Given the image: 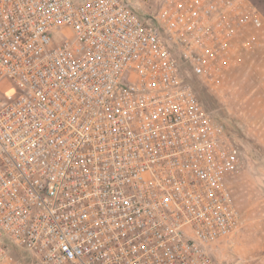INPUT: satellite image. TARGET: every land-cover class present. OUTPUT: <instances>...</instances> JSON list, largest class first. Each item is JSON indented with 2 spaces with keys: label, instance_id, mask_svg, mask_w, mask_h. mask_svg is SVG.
<instances>
[{
  "label": "built area",
  "instance_id": "obj_1",
  "mask_svg": "<svg viewBox=\"0 0 264 264\" xmlns=\"http://www.w3.org/2000/svg\"><path fill=\"white\" fill-rule=\"evenodd\" d=\"M263 28L251 0H0V264H218L248 159L191 81Z\"/></svg>",
  "mask_w": 264,
  "mask_h": 264
},
{
  "label": "rangeland",
  "instance_id": "obj_2",
  "mask_svg": "<svg viewBox=\"0 0 264 264\" xmlns=\"http://www.w3.org/2000/svg\"><path fill=\"white\" fill-rule=\"evenodd\" d=\"M251 1L264 14V0ZM212 77L197 78L195 88L248 159L231 181L242 226L220 245L217 260L218 264H255L254 255L264 251V28ZM17 256L27 260L22 251Z\"/></svg>",
  "mask_w": 264,
  "mask_h": 264
},
{
  "label": "trees",
  "instance_id": "obj_3",
  "mask_svg": "<svg viewBox=\"0 0 264 264\" xmlns=\"http://www.w3.org/2000/svg\"><path fill=\"white\" fill-rule=\"evenodd\" d=\"M197 78L196 77H193L192 78V85H193V87H194V89H195V91H196V93H197V95H198V97L201 99V97L199 96V93H198V91H197V89L195 88V80H196ZM201 101L203 102V100L201 99ZM204 103V102H203ZM205 104V103H204ZM206 106V105H205ZM207 107V106H206ZM208 108V107H207ZM209 109V108H208ZM11 253L19 260H21L22 261V258L20 257L19 258V256H17V254H19V251L18 250H12L11 251ZM23 261H26L25 259L23 260Z\"/></svg>",
  "mask_w": 264,
  "mask_h": 264
},
{
  "label": "crops",
  "instance_id": "obj_4",
  "mask_svg": "<svg viewBox=\"0 0 264 264\" xmlns=\"http://www.w3.org/2000/svg\"><path fill=\"white\" fill-rule=\"evenodd\" d=\"M255 258V264H264V251H261L259 253H256V255H254Z\"/></svg>",
  "mask_w": 264,
  "mask_h": 264
}]
</instances>
